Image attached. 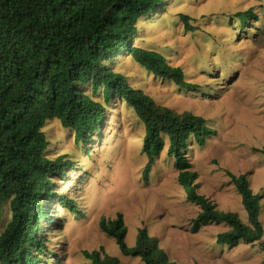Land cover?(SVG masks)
Masks as SVG:
<instances>
[{
	"label": "rangeland",
	"instance_id": "rangeland-1",
	"mask_svg": "<svg viewBox=\"0 0 264 264\" xmlns=\"http://www.w3.org/2000/svg\"><path fill=\"white\" fill-rule=\"evenodd\" d=\"M250 9L244 21L240 14ZM138 28L135 46L162 53L198 87L190 91L155 76L125 50L114 53L108 64L158 104L207 119L216 134L204 145L190 141L186 150L198 173V192L248 223L227 171L247 174L254 193L262 196L264 229V0H162ZM86 93L94 95L90 87ZM43 130L50 141L48 155L67 154L73 161L74 170L54 180V192L73 200L77 210L50 196L42 202L47 215L36 233L45 250L40 264H88L84 251L100 248L121 264H144L140 257L123 255L99 227L102 217L119 212L129 247L135 246L138 230L147 228L177 264H264V234L254 243L228 246L216 241L228 229L224 225L191 231L200 209L179 184L167 146L146 179L145 124L127 103L115 98L106 106L101 129L88 145L77 144L73 131L58 119Z\"/></svg>",
	"mask_w": 264,
	"mask_h": 264
},
{
	"label": "trees",
	"instance_id": "trees-1",
	"mask_svg": "<svg viewBox=\"0 0 264 264\" xmlns=\"http://www.w3.org/2000/svg\"><path fill=\"white\" fill-rule=\"evenodd\" d=\"M161 1L0 0V264L41 263L45 250L36 233L47 215L42 206L46 197L72 212L77 210L73 200L54 192V180L74 167L67 154L48 155L45 124L58 119L73 131L77 144H91L101 129L106 106L115 98L133 108L145 124L146 179L167 146L179 184L188 201L200 209L192 232L210 224L224 225L228 229L218 233L216 241L228 246L263 237L262 196L254 193L247 174L227 171L242 198L248 223L198 192V173L186 150L190 141L204 145L216 134L207 119L158 104L108 64L114 53L125 50L155 76L190 91L198 87L162 53L132 43L138 24ZM251 13L252 9L240 15L246 21ZM182 18L188 23V15ZM87 87L93 96L86 93ZM99 227L115 239L125 256L140 257L144 264H177L147 228L138 230L135 246L129 247L121 212L115 218L102 217ZM84 256L88 264H121L119 257L103 248L86 250Z\"/></svg>",
	"mask_w": 264,
	"mask_h": 264
}]
</instances>
